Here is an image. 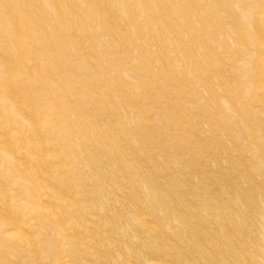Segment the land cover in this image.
<instances>
[{"label":"bare ground","instance_id":"obj_1","mask_svg":"<svg viewBox=\"0 0 264 264\" xmlns=\"http://www.w3.org/2000/svg\"><path fill=\"white\" fill-rule=\"evenodd\" d=\"M90 157L93 168L109 164L105 176L120 193L114 202L128 207L118 215L127 225L118 237L133 235L147 251L162 235L156 218L167 235L196 220L195 212L171 213L186 188L202 189L183 181L198 177L209 195L238 172L264 195V0H0V264H70V232L82 250L96 244L74 232L91 214L75 209L89 198L70 200L85 193L67 174L81 164L85 173ZM250 159L258 168L249 170ZM213 166L220 175L203 174ZM155 169L175 170L165 177ZM125 170L155 177L132 202L120 187ZM181 170L188 176L179 182ZM206 201L204 212L222 225L210 248L220 244L224 255L201 248L200 257L178 260L248 264L252 252L251 262L264 264V232L248 245L223 227L242 234V205L232 211L224 200ZM259 208L264 227V202ZM176 242L161 245L168 257L184 244ZM122 260L117 250L108 264Z\"/></svg>","mask_w":264,"mask_h":264},{"label":"rangeland","instance_id":"obj_2","mask_svg":"<svg viewBox=\"0 0 264 264\" xmlns=\"http://www.w3.org/2000/svg\"><path fill=\"white\" fill-rule=\"evenodd\" d=\"M257 144L256 142H253ZM251 143V144H253ZM258 145V144H257ZM251 152L255 155V148H251ZM169 154L171 156L166 155V160H172L175 157V152L169 151ZM251 153L246 154L253 155ZM73 158V157H72ZM92 157L89 159L88 163V170H86L85 173L79 174L78 171H83V167H85L86 164H81L76 167L75 170H69L68 171V178L69 182L76 188H80L82 190V193H71V201H76L77 199L80 200L81 196H86L89 198L88 200H85V202L80 203V205L76 204L75 209L80 208V214H83L85 210H90V218L83 221L82 226L78 227L77 231H82L85 233V238L92 239L93 241H96V244L93 246L92 244L89 246L88 249L84 250L81 249L80 246L74 245V242L77 240L75 236H71L72 232L69 233V239L72 238V241L70 244H68V247L71 249V253L68 254V261L70 264H79L81 261H85L88 264H100L102 262H105V264H108V260L112 253L116 252L117 250H120L121 254H123V260L122 264H147V262L144 260V258H148L151 261H154V263H161V264H186L187 260L192 257H200L201 252L200 249H206L208 248L212 252H214V256L224 255L221 252H224V249H221L220 244L217 245L215 248H210V243L213 241V232L215 230H218L222 227L221 224H219L217 218L215 217V214H206L204 212V208L202 203L205 202L208 199L216 200L217 202L224 200L226 202V209H231L232 211H235L238 208H235L236 205H242V215L240 217V220H244L245 225L242 229V234L236 233L233 226L231 224L224 225L223 227L227 230V233H233L236 236V242L242 241L247 243L248 245H251L254 242H258L262 239V235L264 232L263 227V221L260 216L262 215L260 213L261 202H264V195H260L257 193L256 188L252 186L251 183H246L243 181V179L246 176H242L238 172L236 174L232 173L230 174V177L227 179V184L223 186L215 185L216 189L215 192L210 193L207 195L206 192V186L203 182L200 181V179L197 177L194 181H191L186 185V182L183 181L188 176V171L181 170L178 173L179 176V182L183 181V187H188L189 184L196 182L197 189H201V191H188L187 188L185 189V200L181 201L182 203L175 202L170 205L172 208L174 217H179L182 214H185L184 217L189 212H195L196 220L194 222H188L186 223L187 230L185 232H174L171 235H167L165 231L168 229L166 227H163L161 224L165 221L162 220V217L156 218L154 221L157 223L159 227H161L162 235L161 237L154 236L153 239L156 241H153L152 239L145 237L142 238L144 242L147 243V245H150L149 242L152 240L154 242L151 246L150 250H145L137 241H135V238L133 235L127 240H121L118 237V232L122 231V229L126 228L127 225L124 219L120 220L118 218L119 214L125 213L121 211L120 204H116L114 202L115 198L119 196L120 193L114 194V192H118V189L116 185H114V181L109 176H105V173L109 170V164H101L97 168H93L91 165ZM152 163L155 162V158L150 160ZM250 161L253 163L250 166H247L250 169H256L258 162L250 159ZM223 162L230 166L232 165L234 167L235 160L230 161L228 159H224ZM175 169L168 170V169H155L154 175H166L170 172L173 173ZM261 170V169H260ZM204 173H210L215 175H220V169L217 167H210L209 170H203ZM233 171V170H231ZM238 171V170H237ZM240 172V171H239ZM93 173L95 177H97V180L93 181L88 178H83L81 176H84L85 174ZM215 173V174H214ZM261 175L264 174V169L261 170ZM81 175V176H79ZM124 177L123 181H121L120 187L123 188L126 192H129L127 194V201L132 202V199L134 196H139L135 194L139 186H142L144 183H153L155 182V177L153 176L151 179L149 177H140L139 175L131 174L129 170L124 171ZM83 180L79 182V180ZM244 187V190L240 187ZM177 186V183L174 184V187ZM169 187H173L172 183H169L166 188L169 189ZM190 188V187H188ZM264 191V187H262ZM105 190H108L110 193L105 192ZM114 191V192H113ZM242 192V194H240ZM113 193V194H112ZM199 194V196L197 195ZM140 197V196H139ZM109 201L106 203V206H104L105 201ZM206 201V202H207ZM184 204V205H183ZM208 204V203H207ZM154 205L156 206H163V203L161 202H154ZM71 207H73L71 205ZM96 207V208H94ZM259 209V213H256V209ZM105 209V211H103ZM155 209L158 211V207H155ZM116 210H118L116 212ZM198 210V212H196ZM239 213V210L237 211ZM94 213V215H93ZM180 214V215H179ZM153 213L151 211H145V220L146 221H152L153 220ZM234 218H236V214L234 213ZM96 217L100 220H96ZM143 231V230H142ZM145 233V231H143ZM134 233L143 234L142 232H139L136 230ZM83 237L84 235L81 234ZM177 237V242H180V239L184 240L183 245H178L176 248H174L173 255L170 254L171 257L167 256V252L165 250V247L163 248L161 245H165V242L169 239H173ZM197 237V239H196ZM228 237V236H227ZM197 242L196 247H191L188 249L187 247L191 246V243ZM224 241V240H223ZM156 242L158 243L157 246H155ZM222 242V241H220ZM226 242V241H225ZM230 243V241H227ZM123 245V247H121ZM127 248H129L127 250ZM97 250L98 255L96 258H93L92 253L94 250ZM178 254L184 255V261L186 262H180L178 260ZM227 254V253H225ZM251 254L252 252L248 253L249 257V263L248 264H255L251 262ZM99 256V257H98ZM98 257V258H97ZM65 260V257H64ZM228 262L231 264H235L234 259L231 257H228ZM213 264H219L216 261L213 262Z\"/></svg>","mask_w":264,"mask_h":264}]
</instances>
